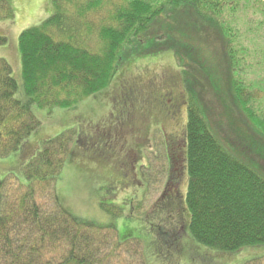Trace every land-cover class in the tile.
<instances>
[{
	"label": "trees",
	"instance_id": "1",
	"mask_svg": "<svg viewBox=\"0 0 264 264\" xmlns=\"http://www.w3.org/2000/svg\"><path fill=\"white\" fill-rule=\"evenodd\" d=\"M250 1L52 0L54 13L18 36L21 83L12 75L10 65L0 58V155L19 150L39 126L37 109L70 108L108 86L120 66L126 70L128 63L134 61L129 59L128 51L135 44L145 49L152 43L161 46L159 49H171L181 64L187 96L185 195L183 192L187 218L180 225L186 227L189 213L192 237L220 251L264 244V173L240 155L264 156L260 143L264 141V116L255 113L250 105L253 96L241 85L237 49L244 42L240 37L235 40L233 21L226 13H234L237 2L244 5ZM258 1L264 10V0ZM5 2L0 0V6ZM105 6L108 11L102 15ZM6 10V15L11 16L10 9ZM195 37L205 48L214 44V104H207L208 111L207 105L197 101L202 95L195 92L194 83L200 82L195 79L197 72L204 79L202 74L210 70L199 50L185 44L196 45ZM149 38L153 40L148 42ZM177 38L181 40L178 42ZM5 42L0 36V45ZM184 49L186 55H182ZM183 56L192 58V67ZM213 113L214 128L210 122ZM244 116L256 134L244 130ZM72 129L42 142L38 152L22 167L27 191L10 207L0 206V264H54L46 253L60 243L66 247L56 264H109L117 256L115 250L128 242L118 239L110 245L105 239L96 245L95 233L103 228L71 214L57 200L56 182L64 165L62 159L72 153L68 149L71 142H62ZM76 136L74 143L80 141L81 146L87 147L85 136L78 132ZM57 145L60 148L55 152ZM36 182L51 184L56 203L52 212L40 211L35 205ZM162 204L170 222L176 211L169 210L163 201ZM101 207L109 211L102 201ZM120 213L122 210L116 214ZM130 214L127 211L125 215ZM170 224L168 232L158 230L166 243L182 231ZM106 227L115 230L112 223ZM132 239L130 243H134ZM135 257V264H146L139 245Z\"/></svg>",
	"mask_w": 264,
	"mask_h": 264
},
{
	"label": "rangeland",
	"instance_id": "2",
	"mask_svg": "<svg viewBox=\"0 0 264 264\" xmlns=\"http://www.w3.org/2000/svg\"><path fill=\"white\" fill-rule=\"evenodd\" d=\"M5 1V5L0 6V36L4 37L6 42L0 45V58L10 65L12 75L18 83H21V67L17 51L18 36L24 29L41 24L54 13V9L52 0ZM237 4L234 13L227 11L226 13L233 21L235 40L240 37L244 42L242 50L240 47L237 49L238 65L241 67V72L238 74L241 85L249 91V95L253 96L250 100L251 107L257 115L264 116V10H262L261 1L258 0L254 2L251 0L244 5ZM6 9H10L11 16L6 15ZM107 11L106 6L102 8V15H105ZM150 39L147 41L153 40ZM174 39L175 37H172V43ZM177 40L179 42L181 39L177 38ZM194 40L197 43L194 46L186 41L185 44L197 52L199 50L201 56L206 59V68L210 70V73L207 71L202 74L204 79L198 72L196 73L195 79L200 82L194 83V90L199 91L200 96L202 95L200 98L197 97L200 104L201 102L204 105L211 103L212 106L214 91L211 75H214V44H208L207 49L201 45L202 42L200 43L198 38L195 37ZM152 44L147 49L135 44L136 46L132 47L134 49L128 51L129 59L134 60L128 63V68L120 69V66L108 86L81 100L73 107L37 109L39 126L25 139L19 150L9 155H0V206L10 207L11 203L13 204L27 191V187L24 186L22 167L38 152L42 142L55 137L62 131L76 128L72 129L71 133L67 134L68 138L62 142L63 144L71 142L68 149L72 153L68 152L62 159L64 165L56 182V196L65 210L76 217L95 222L103 228L97 234L95 233L96 245H99L98 241H105V239L110 245L116 243L118 239L120 241L128 239L125 245L115 250L114 253L117 256L109 264H135L137 261L135 252L138 245L146 264H246L258 258L255 264H264V244L243 246L239 250L226 252L198 243L188 229V211V222L183 229L181 225L187 218L183 203L185 195L183 186H181V192L183 191L184 195L181 196V202H178V211L171 215L170 222L166 218L168 213L163 207L160 195L168 169L166 152L170 151L168 145L171 147V143H168L163 130L170 135V140L174 137L172 133L176 135L182 133L186 123L187 96L184 90L185 77L180 71L181 64L178 63L173 51L159 49L161 46ZM181 52L182 55H186L185 49ZM183 58L188 63L192 59L185 56ZM188 66H191L190 63ZM195 67L199 71L198 66L195 65ZM166 99L169 100L166 105L170 108L174 104L172 111L175 116H163L162 113L166 110L160 104ZM148 106L153 109L146 112ZM123 109L129 115L130 123L124 131V136H121L116 135L119 132L113 126L118 124L116 117L118 111ZM206 109L209 110L208 105ZM149 112L152 113L149 115ZM151 115L153 121L148 126L149 134L141 136L145 134L140 132L141 124L146 125L145 116L150 120ZM210 116L211 126L214 128L212 122L214 118L216 120V117L214 113ZM243 118L246 121H243L244 130L248 134H256L249 128L247 122L254 129L246 116ZM137 128L138 131H136ZM77 132L82 133L85 141L87 139L91 145L83 147L80 141L74 143ZM147 138L150 143L153 140L154 144L151 151L144 150L146 147L140 148L142 154L134 171L140 182L136 187H134L135 182L131 185H123L128 182L127 177L133 173V170L129 171L127 177L122 173L119 177L116 173L113 174L104 162L99 159L93 160V155L103 157L102 155L113 151V146L122 144L124 141L126 144L127 140L125 149L120 147L123 148L122 151L138 153L137 143L140 145L146 143ZM133 139L135 141H132ZM260 143L264 147V141ZM181 144L182 146L174 147L171 151L174 163L176 154L184 156L183 143ZM59 148V145L55 146L54 151L56 152ZM172 152H175V155ZM240 155L264 173V156L257 154L252 156L250 153H240ZM116 157L114 152L109 160L116 164ZM148 163L151 166L150 169ZM118 169L124 170L122 165ZM185 179L186 176L182 180ZM50 186L51 184L42 182H36L34 185V203L40 211L52 212L56 208ZM101 201L108 205L109 211L101 207ZM119 208L122 213L116 214L121 212ZM127 211L131 212V216L125 215ZM108 223L114 224L115 230L108 229L106 227ZM168 224L178 226V230L182 231L166 243L160 237L158 230L163 228L164 232H168L170 228ZM131 238H134L132 239L134 243H130ZM65 247L64 243H60L59 247L49 248V250L52 249L51 252H47L46 249V258L52 259L56 264L63 255Z\"/></svg>",
	"mask_w": 264,
	"mask_h": 264
},
{
	"label": "flooded vegetation",
	"instance_id": "3",
	"mask_svg": "<svg viewBox=\"0 0 264 264\" xmlns=\"http://www.w3.org/2000/svg\"><path fill=\"white\" fill-rule=\"evenodd\" d=\"M169 100L166 99L163 103L160 104V106L163 107V109H165L166 111H164L163 116H166V115H174V112L172 111L173 110V107H174V104L171 106V108L166 105V103L168 102ZM187 104V102H186ZM177 105V104H175ZM151 109H153L151 107ZM150 107L148 106L146 108V112H148L149 110H151ZM187 111V109H186ZM150 113L152 112H149V115ZM147 116H145V124L144 125L143 123L141 124V128H140V132L141 134L142 133H145V134H142L141 136L143 135H147L149 134V132H147L149 130L148 126L151 124V121L152 120V115L150 117V120L149 118L147 119L146 118ZM130 120V117L129 115L127 114V112L123 109L121 111H118V115L116 117V121H118V124L113 126V128H115V130H117L119 133H116V135L120 134L121 136H124V131L126 129V127H128V123ZM135 120H137V117L135 116ZM144 121V120H143ZM160 126H161V122H160ZM135 127H137L135 125ZM160 128V127H158ZM146 130V131H145ZM185 126L183 128V131H181L182 133L179 135H176V134H173L172 135L174 136L171 140L169 139L170 135H168L167 131L166 130H163V133L166 135V139L168 141V143H171V147L168 145V149L170 151L166 152L167 154V157H168V162H167V165H168V169H167V173H166V179H165V182H164V187H163V190L161 192V195H160V198L161 200L166 203V205L168 206V209L169 210H175L177 211V206H178V202H181V196L183 195V191L181 192V186H183V190L185 189V186H186V179L185 180H182L184 176H186V171H185V142H184V137H185ZM136 131H138V128L136 129ZM135 131V134H137V132ZM111 132V131H110ZM112 133V132H111ZM116 135L114 134L115 136V140L117 139L116 138ZM114 140V141H115ZM132 141H135V139H133ZM171 141V142H169ZM146 143H141L137 145H139L137 148H138V153L136 152H133V153H126V151H122V149L124 148L125 149V146L128 144V140H127V143L125 144V141L122 143V144H116V146H113L112 149L113 151H111L110 153H107L105 155H102L103 157H98L96 155H93V160L95 159H99L100 161L104 162L106 165H107V168H110L109 170L114 173H119L117 174L119 177H120V173H122V175L125 174V176L127 177L128 176V173H130L129 171H132L133 170V173H131L130 176L127 177V183L123 184V185H126V184H132L135 182V186L137 184H139L140 182H138L137 178H136V174H135V170H136V167H137V164H138V160L140 159L141 157V154L142 152H140V148H144V150H152V147H153V140L152 142L150 143V140L149 138H147L145 140ZM181 142L183 143V151H184V156L183 155H175L173 152V154L175 155V158H176V161L174 163V158L171 156V151L173 150L174 147H177V146H182ZM136 143V142H135ZM91 144L88 143L87 146H90ZM120 147H123L122 149ZM170 147V148H169ZM116 153V164H113L109 158L112 156L113 153ZM112 153V154H111ZM108 158V159H107ZM109 161H110V164H109ZM148 161V160H147ZM174 164V165H173ZM122 165L124 170H121V169H118V167ZM148 168L150 169L151 166L150 164L148 163ZM127 174V175H126ZM129 185V186H130ZM129 186H126L127 188ZM159 198V199H160ZM165 205V204H164Z\"/></svg>",
	"mask_w": 264,
	"mask_h": 264
}]
</instances>
